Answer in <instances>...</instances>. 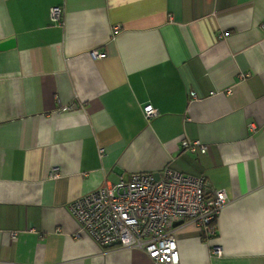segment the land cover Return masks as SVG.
<instances>
[{
	"label": "crops",
	"instance_id": "obj_1",
	"mask_svg": "<svg viewBox=\"0 0 264 264\" xmlns=\"http://www.w3.org/2000/svg\"><path fill=\"white\" fill-rule=\"evenodd\" d=\"M166 165L229 197L215 235L177 225L175 264H264V0H0V264H153L67 203Z\"/></svg>",
	"mask_w": 264,
	"mask_h": 264
},
{
	"label": "built area",
	"instance_id": "obj_2",
	"mask_svg": "<svg viewBox=\"0 0 264 264\" xmlns=\"http://www.w3.org/2000/svg\"><path fill=\"white\" fill-rule=\"evenodd\" d=\"M62 13L63 6H51L53 19ZM91 52L104 54L97 49ZM190 95L195 96L196 91L191 89ZM143 111L146 116L158 112L151 103L144 104ZM248 125L253 128L255 123L249 121ZM180 144L190 150L206 151L208 147L200 139L183 137ZM98 152L103 154V145L98 146ZM50 173L56 174L57 169L53 168ZM228 199L224 188H210L204 173L191 174L166 165L158 174L149 170L134 171L127 177L102 182L73 196L67 207L80 229L100 246L140 247L153 264H175L179 255L177 225L193 221L206 237L215 235L218 212ZM15 232L12 230V237ZM214 249L220 251L218 245Z\"/></svg>",
	"mask_w": 264,
	"mask_h": 264
},
{
	"label": "water",
	"instance_id": "obj_3",
	"mask_svg": "<svg viewBox=\"0 0 264 264\" xmlns=\"http://www.w3.org/2000/svg\"><path fill=\"white\" fill-rule=\"evenodd\" d=\"M156 174H158V172H156Z\"/></svg>",
	"mask_w": 264,
	"mask_h": 264
}]
</instances>
